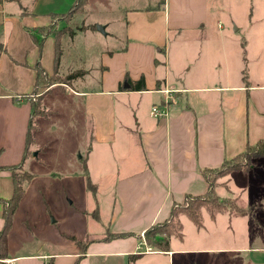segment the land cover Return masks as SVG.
<instances>
[{
    "label": "crops",
    "instance_id": "obj_1",
    "mask_svg": "<svg viewBox=\"0 0 264 264\" xmlns=\"http://www.w3.org/2000/svg\"><path fill=\"white\" fill-rule=\"evenodd\" d=\"M91 3L92 0L87 8ZM209 10L210 0H164L155 7L133 8L126 12L123 46L101 52L98 89L66 91L68 84L52 86L66 89L67 94L83 101L85 115L93 122L90 137L95 144L111 147L123 137L129 139L133 147L139 148V163L130 162L126 166L108 208L103 212L100 204L97 205L96 222L101 224L103 233L89 231L88 241L84 242L89 244L86 249L79 246L59 254L41 253L38 248L33 253L18 255H11L8 250L7 264H50L51 260L54 264H127V259L136 264L140 261L141 244L147 248L143 256L159 255L172 264V249L169 253L152 250L143 238L144 233L167 220L173 205L184 203L187 196L207 193L208 183L201 169L218 168L225 160L242 154L247 145L254 146L264 140V81L255 82L252 76L253 64L261 63L258 72L260 79H264V39L217 44L216 70H206L207 63L211 62L210 45L200 47L197 50H200L202 74L189 80L170 69V33L176 32L178 36L185 33L190 38L203 34ZM250 11L251 19L255 11L253 8ZM34 16L20 0L0 1L1 167H13L23 161L32 115L30 99L25 97L34 94L36 64L41 62L42 68L51 75L55 70V39H45L39 58V48L27 32L30 28L50 25L52 18L47 24L35 20ZM251 26L256 29L257 25ZM167 55L169 61H165ZM63 58L64 53L58 71ZM194 60V55L187 54L184 64H173V67L179 72L193 73ZM244 64L248 65L244 68ZM127 77L134 83L144 77L147 91H126ZM120 84L124 89L119 90ZM166 90L173 93L168 96ZM118 105L127 110L124 116L117 115ZM155 109H160L165 116L153 117L151 112ZM136 111L139 128L133 132L130 126ZM128 118L131 120L126 121ZM84 168L86 183L90 179L95 193L88 189V183L87 190L95 198L98 187L90 177L88 166ZM221 181L223 184L226 179ZM14 188L13 174L1 169L0 199H10ZM3 209L0 202V231L4 226ZM106 217L105 226L102 221ZM10 231L8 241L13 232ZM109 233L127 236L106 240Z\"/></svg>",
    "mask_w": 264,
    "mask_h": 264
},
{
    "label": "rangeland",
    "instance_id": "obj_2",
    "mask_svg": "<svg viewBox=\"0 0 264 264\" xmlns=\"http://www.w3.org/2000/svg\"><path fill=\"white\" fill-rule=\"evenodd\" d=\"M20 2L26 11L35 15V20L49 24L51 14L69 13L77 0ZM161 3L164 0H92L91 6L83 14L75 15L71 23L57 20L60 29L68 26L75 31L73 38L68 37L63 42L64 58L57 74L58 80L75 71L86 74L76 75L65 85V90L98 89L102 73L101 52L105 49L119 50L123 46L126 12ZM252 8L255 13L250 19ZM209 12L203 34L190 38L185 33L180 36L176 32L170 33V69L185 80L186 77L189 80V77L202 74L200 50H197L200 47L210 45L208 53L211 62L207 63L206 70H216L217 58L214 55L217 44L264 39V0H210ZM251 25H257L256 29ZM103 27L105 32L102 33L98 28ZM32 30L27 29V32L31 35ZM48 37L54 38L52 35ZM193 49L197 51L191 53ZM38 52L40 58L41 51ZM187 54L195 57L193 73L188 74L173 67V64H184ZM165 61H169L168 55ZM247 65L244 64V68ZM253 65V81H264L258 72L261 63ZM35 72L37 75L36 67ZM62 89L51 87V92L38 107L41 112L51 113L34 117L33 157L30 151L29 158H32L20 171L32 174L34 178L31 183L24 184L25 196L15 212L13 232L8 241L11 255L33 253L38 248L41 253L70 252L78 249L80 243L88 241L89 231L96 230L102 234L101 224L97 225L96 218L92 216L93 211L99 204L103 212L108 208L114 200L112 193L116 190L117 180L125 172L126 166L130 162L139 163V148L133 147V141L129 139L123 137L120 143L111 147L95 144L90 137L93 122L85 115L83 101ZM47 90L39 89L30 98L36 101ZM125 112L127 110L122 106L118 107L117 115L124 116ZM133 113L136 116L126 121H133L130 128L136 132L139 113ZM119 126L118 133H121ZM40 160L44 163H40ZM252 164L248 172L232 174L228 187L222 186L221 181L216 188V194L227 205L232 203L248 213L241 216L224 210L212 218L211 211L202 208L200 228L186 215L180 216L182 238L177 235L170 238L172 264H264V158L254 160ZM85 165L99 190L95 198L87 190ZM106 222L107 217L102 224L106 226ZM140 247V261L136 264H171L169 259L159 255L143 256L147 248L143 244ZM135 262L127 259V264Z\"/></svg>",
    "mask_w": 264,
    "mask_h": 264
},
{
    "label": "trees",
    "instance_id": "obj_3",
    "mask_svg": "<svg viewBox=\"0 0 264 264\" xmlns=\"http://www.w3.org/2000/svg\"><path fill=\"white\" fill-rule=\"evenodd\" d=\"M1 1V0H0ZM90 0H77V2L72 6L69 13L67 14H51L52 23L47 26L37 27L31 31V38L34 44L41 51L42 55L43 43L48 36H53L55 38V70L53 75H48L44 68H42L41 62L36 64L37 75H36V85L33 93H36L39 89H48L44 92L43 95L38 97L35 101L30 98L31 95L25 97V99H30L32 115L29 120V129L26 135V147L24 151V158L21 163L15 165L13 167H1V169H5L10 171L13 174V185L14 194L8 199H0V202L3 203V218H4V226L0 231V264H7L5 260L8 259V249L7 245L8 237L10 234V230L12 229V225L14 222L15 212L25 196L24 184L30 183L33 179V175L31 174H23L20 173L23 170L25 161L30 156V145L33 143V133L35 131V123L34 117L35 115L47 116L48 112H41L39 108L44 97L50 92V88L54 85L59 84H68L75 78L76 75H81L82 72L79 71L74 72V74L66 76L63 80L57 78L60 59L63 55V42L66 38H73L75 31L70 27L65 26L60 29L58 27L57 20L64 21L66 23H71L75 15L83 14ZM125 82L128 84V88L126 91L135 92V91H147L146 90V82L145 78L141 77L135 83L127 77ZM124 89L123 84H120L119 90ZM260 158H264V140L259 141L256 145L246 146V150L231 159L225 160L222 165L218 168H204L201 169V175L208 183V191L204 195H199V197L187 196L184 204L176 203L173 205L171 209V214L167 220L162 223H157L151 228H149L144 233V240L147 245L152 250L161 251L163 253H169L171 250V242L170 238L174 235H177L179 238H182V226L179 222V217L186 215L195 226L198 228L202 227V208H208L211 211L212 218L215 217V214L218 212H222L224 210H231L236 212L241 216H245L248 212L244 209L237 208L234 204L227 205L226 202L222 201L220 197L216 194V188L219 185L222 179H226V181L222 184L225 187H228L230 179L229 176L235 172H248L252 167V162L254 160H259ZM88 189L95 193V188L92 183H90V179H88ZM93 215L96 219H98V213L95 210ZM108 236L106 240L111 238H124L127 234H111ZM88 242L80 243L79 246L84 250L88 247ZM134 258H137L136 256ZM50 264H54V261L51 260Z\"/></svg>",
    "mask_w": 264,
    "mask_h": 264
},
{
    "label": "built area",
    "instance_id": "obj_4",
    "mask_svg": "<svg viewBox=\"0 0 264 264\" xmlns=\"http://www.w3.org/2000/svg\"><path fill=\"white\" fill-rule=\"evenodd\" d=\"M165 93H168V96H169L171 93H173V91L172 90H166ZM168 98H169V100H174L172 97H168ZM169 100H167V101H169ZM151 115L153 117H163V116H165V113L161 112L160 109L159 110L155 109L151 112Z\"/></svg>",
    "mask_w": 264,
    "mask_h": 264
},
{
    "label": "water",
    "instance_id": "obj_5",
    "mask_svg": "<svg viewBox=\"0 0 264 264\" xmlns=\"http://www.w3.org/2000/svg\"><path fill=\"white\" fill-rule=\"evenodd\" d=\"M98 30H100L102 33L105 32L104 27L103 28H98ZM125 88H128L127 84H125ZM35 155H38V154H35Z\"/></svg>",
    "mask_w": 264,
    "mask_h": 264
}]
</instances>
